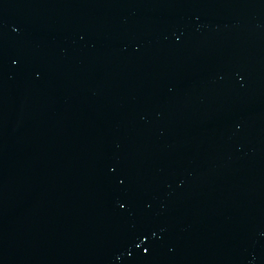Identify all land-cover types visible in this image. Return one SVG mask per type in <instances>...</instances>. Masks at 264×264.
<instances>
[{
  "label": "water",
  "instance_id": "water-1",
  "mask_svg": "<svg viewBox=\"0 0 264 264\" xmlns=\"http://www.w3.org/2000/svg\"><path fill=\"white\" fill-rule=\"evenodd\" d=\"M0 264H264V0H0Z\"/></svg>",
  "mask_w": 264,
  "mask_h": 264
},
{
  "label": "snow or ice",
  "instance_id": "snow-or-ice-1",
  "mask_svg": "<svg viewBox=\"0 0 264 264\" xmlns=\"http://www.w3.org/2000/svg\"><path fill=\"white\" fill-rule=\"evenodd\" d=\"M121 207H123V205H121ZM144 251L146 252V251H147V249H144Z\"/></svg>",
  "mask_w": 264,
  "mask_h": 264
}]
</instances>
